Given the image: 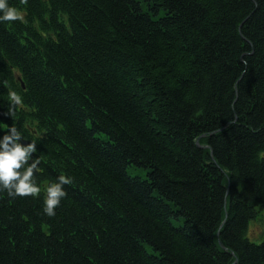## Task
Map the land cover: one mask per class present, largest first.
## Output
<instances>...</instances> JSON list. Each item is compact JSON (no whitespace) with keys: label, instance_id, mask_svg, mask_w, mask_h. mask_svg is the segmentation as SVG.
Masks as SVG:
<instances>
[{"label":"trees","instance_id":"obj_1","mask_svg":"<svg viewBox=\"0 0 264 264\" xmlns=\"http://www.w3.org/2000/svg\"><path fill=\"white\" fill-rule=\"evenodd\" d=\"M7 2L0 139L41 192L0 191V264H264V0Z\"/></svg>","mask_w":264,"mask_h":264},{"label":"clouds","instance_id":"obj_2","mask_svg":"<svg viewBox=\"0 0 264 264\" xmlns=\"http://www.w3.org/2000/svg\"><path fill=\"white\" fill-rule=\"evenodd\" d=\"M27 4V0H20ZM24 20L21 9L8 5L7 0H0V22H15ZM9 100L13 106L23 103L22 96L16 91L9 92ZM12 109H9L11 113ZM22 134L13 125L8 134L0 139V191H7L10 197H36L40 194L36 171L41 163L40 158L33 160V153L37 151V144L32 141L25 146L20 143ZM72 178L60 175L45 189L43 211L49 217L55 216V209L61 200L67 196L65 185H70Z\"/></svg>","mask_w":264,"mask_h":264},{"label":"rangeland","instance_id":"obj_3","mask_svg":"<svg viewBox=\"0 0 264 264\" xmlns=\"http://www.w3.org/2000/svg\"><path fill=\"white\" fill-rule=\"evenodd\" d=\"M144 173V172H143ZM258 219L254 220L251 224L250 234L254 238H259L264 232V210L258 215ZM258 240V239H254Z\"/></svg>","mask_w":264,"mask_h":264},{"label":"bare ground","instance_id":"obj_4","mask_svg":"<svg viewBox=\"0 0 264 264\" xmlns=\"http://www.w3.org/2000/svg\"><path fill=\"white\" fill-rule=\"evenodd\" d=\"M38 25H39V27H40L41 30L43 29V31H48L47 27H46V26H43V25L40 23V20H38ZM24 145H27V144H24ZM219 241H220V239H219ZM220 242H221V241H220ZM221 245H222V244H221Z\"/></svg>","mask_w":264,"mask_h":264},{"label":"water","instance_id":"obj_5","mask_svg":"<svg viewBox=\"0 0 264 264\" xmlns=\"http://www.w3.org/2000/svg\"><path fill=\"white\" fill-rule=\"evenodd\" d=\"M199 143V142H198ZM229 189V188H228ZM221 243V242H220ZM222 244V243H221ZM223 245V244H222ZM224 246V245H223Z\"/></svg>","mask_w":264,"mask_h":264}]
</instances>
